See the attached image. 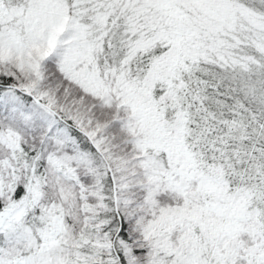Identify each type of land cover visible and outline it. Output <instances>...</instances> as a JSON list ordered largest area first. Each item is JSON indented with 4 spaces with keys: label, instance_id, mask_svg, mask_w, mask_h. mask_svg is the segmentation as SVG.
<instances>
[{
    "label": "snow or ice",
    "instance_id": "1",
    "mask_svg": "<svg viewBox=\"0 0 264 264\" xmlns=\"http://www.w3.org/2000/svg\"><path fill=\"white\" fill-rule=\"evenodd\" d=\"M0 264H264V0H0Z\"/></svg>",
    "mask_w": 264,
    "mask_h": 264
}]
</instances>
